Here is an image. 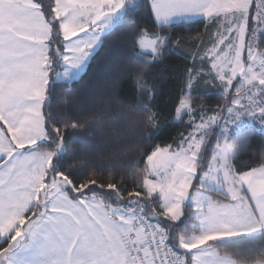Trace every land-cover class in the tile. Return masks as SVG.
<instances>
[{
	"label": "snow or ice",
	"instance_id": "6c2138e0",
	"mask_svg": "<svg viewBox=\"0 0 264 264\" xmlns=\"http://www.w3.org/2000/svg\"><path fill=\"white\" fill-rule=\"evenodd\" d=\"M133 5L0 0V264H264L234 260L239 251L225 248L259 240L264 257V164L237 167L247 137L234 139L229 127L245 117L264 126V0H151V27L137 26L131 37L146 65L182 44L167 31L175 20L203 17L215 28L210 46L197 51L208 73L185 69L187 95L175 108L190 130L175 147L146 155L141 190L128 199L114 181L62 168L65 137L43 111L52 77L70 79L84 67ZM206 80L220 82L223 106L197 112L190 96ZM141 92L150 99L151 89ZM142 110L156 126L151 104Z\"/></svg>",
	"mask_w": 264,
	"mask_h": 264
},
{
	"label": "trees",
	"instance_id": "16d2710c",
	"mask_svg": "<svg viewBox=\"0 0 264 264\" xmlns=\"http://www.w3.org/2000/svg\"><path fill=\"white\" fill-rule=\"evenodd\" d=\"M133 6L134 12L108 30L110 34L104 37L79 78L51 80L50 96L43 109L49 128L53 124L61 127L65 137L62 168L71 169L77 176L95 173L105 185L114 181L124 190L125 199L128 191L141 190L137 182L142 185L140 172L146 166V155L158 146L175 147L181 135L190 130L186 129L188 117L178 120L175 116V108L187 95L185 69L194 67L207 75L209 68L201 63L197 51L205 44L210 46L209 34L215 33V28L203 19L172 24L167 31L181 38L182 44L170 48L163 59L149 66L139 53L133 52L131 37L137 26L151 27L150 3L135 0ZM259 49L264 50V39ZM140 71L145 74L143 80L137 78ZM142 88L152 90L150 99L142 94ZM190 102L197 112L200 105L213 110L222 107L220 82L201 81L192 90ZM148 103L157 114L156 126L146 122L142 106ZM72 121H79L80 126L64 128ZM232 134L234 139L247 137L236 158L237 167L247 170L264 164V131L248 125L233 129ZM213 142L208 140L212 147ZM204 154L210 160L209 150ZM103 191L110 190L105 187ZM225 248L239 251V255L232 256L234 260L264 258L259 240H233Z\"/></svg>",
	"mask_w": 264,
	"mask_h": 264
},
{
	"label": "rangeland",
	"instance_id": "374dc122",
	"mask_svg": "<svg viewBox=\"0 0 264 264\" xmlns=\"http://www.w3.org/2000/svg\"><path fill=\"white\" fill-rule=\"evenodd\" d=\"M96 50H97V49H96ZM258 50H262V49H258ZM87 63H88V62H87ZM87 63H86V64L84 65V67H82L79 71L74 70V69L71 70V78H70V79H64L63 77H61L60 79H57L56 76H55V74L53 75L52 79H54V80H62V81L76 80V79L79 78L80 75L83 73V71H84V69H85ZM60 71H63V66H61ZM233 95H234V93H233ZM197 122H199V121H197ZM220 123L223 124L224 121L221 120ZM248 125H250V126H251V125H253V126H258L259 129H261L262 131H264V126H261L258 122L250 121L247 117H245V118L243 119L242 123H241L239 126L231 125V124H230L229 127H230V128L232 129V131H233V129H235V128L245 127V126H248ZM219 132H220V130H219V129H216L215 131H213L212 133H210L208 140L213 139V141H214V138H215L217 135H219ZM213 143H214V142H213ZM210 160H211V157H210ZM210 160H209V161H210ZM148 211L151 212L152 210H151V209H148ZM161 219H163V218H161Z\"/></svg>",
	"mask_w": 264,
	"mask_h": 264
},
{
	"label": "crops",
	"instance_id": "0c3cea01",
	"mask_svg": "<svg viewBox=\"0 0 264 264\" xmlns=\"http://www.w3.org/2000/svg\"><path fill=\"white\" fill-rule=\"evenodd\" d=\"M134 1H135V0H134ZM148 1H149V3L151 4V0H148ZM198 19L206 20V19L203 18V17H194V18H192V19L189 20V21L198 20ZM179 22H185V21H183V20H175V21L173 22V24H175V23H179Z\"/></svg>",
	"mask_w": 264,
	"mask_h": 264
}]
</instances>
